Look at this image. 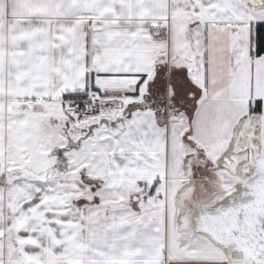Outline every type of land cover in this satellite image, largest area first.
Instances as JSON below:
<instances>
[{"label": "snow or ice", "instance_id": "1", "mask_svg": "<svg viewBox=\"0 0 264 264\" xmlns=\"http://www.w3.org/2000/svg\"><path fill=\"white\" fill-rule=\"evenodd\" d=\"M0 264H264V0H0Z\"/></svg>", "mask_w": 264, "mask_h": 264}]
</instances>
